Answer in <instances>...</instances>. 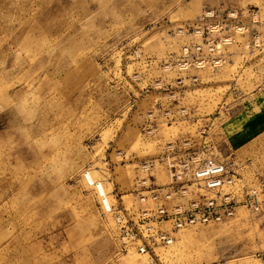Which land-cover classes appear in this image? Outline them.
<instances>
[{
    "label": "rangeland",
    "instance_id": "rangeland-1",
    "mask_svg": "<svg viewBox=\"0 0 264 264\" xmlns=\"http://www.w3.org/2000/svg\"><path fill=\"white\" fill-rule=\"evenodd\" d=\"M231 11L250 30L225 62L181 72L206 39L191 24ZM207 160L229 165L234 214L152 258L84 175L137 222L156 208L139 189ZM0 264H264V0H0Z\"/></svg>",
    "mask_w": 264,
    "mask_h": 264
},
{
    "label": "built area",
    "instance_id": "built-area-1",
    "mask_svg": "<svg viewBox=\"0 0 264 264\" xmlns=\"http://www.w3.org/2000/svg\"><path fill=\"white\" fill-rule=\"evenodd\" d=\"M191 28L196 34L206 35V39L183 49L177 58V67L181 72L220 67L225 62L226 50L235 42L236 35H244L250 30L242 23L237 11L206 13L193 22ZM214 34L217 36L212 39ZM198 81L196 76L180 77L177 84L191 89ZM186 82L190 84L186 85ZM84 175L98 194L103 215H117L121 240L131 243L139 253L151 258L156 248L173 243L175 232L199 224L221 222L234 214V200L228 188L235 182V177L225 162L207 160L195 169H188L184 177L183 172H173L172 182L167 187L139 189L136 196H140L142 202L152 200L156 208L137 209V222L121 202L112 203L106 190L99 186L100 183L89 180V171ZM116 197L118 198V194ZM188 197L191 198L186 203L176 202Z\"/></svg>",
    "mask_w": 264,
    "mask_h": 264
}]
</instances>
